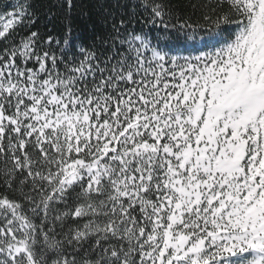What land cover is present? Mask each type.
I'll return each instance as SVG.
<instances>
[{"label": "snow or ice", "instance_id": "1", "mask_svg": "<svg viewBox=\"0 0 264 264\" xmlns=\"http://www.w3.org/2000/svg\"><path fill=\"white\" fill-rule=\"evenodd\" d=\"M184 7L3 5L0 264H264V0Z\"/></svg>", "mask_w": 264, "mask_h": 264}, {"label": "trees", "instance_id": "2", "mask_svg": "<svg viewBox=\"0 0 264 264\" xmlns=\"http://www.w3.org/2000/svg\"><path fill=\"white\" fill-rule=\"evenodd\" d=\"M15 2L16 0H0V11H3L4 4H14ZM110 2L111 0H73L74 7L71 14L65 16L58 7L59 0H32L41 17V30H50L53 35L63 39L65 25L70 23L74 42H90L95 36L103 33L104 12L102 9ZM127 2L129 11H131L133 0H127ZM173 2L179 5L182 10H186L184 6L189 0H173ZM49 8L54 15L49 16ZM137 27L139 28V25ZM0 191L3 189L0 188ZM9 195L11 194L9 193Z\"/></svg>", "mask_w": 264, "mask_h": 264}]
</instances>
